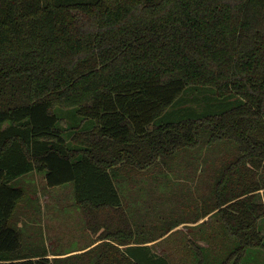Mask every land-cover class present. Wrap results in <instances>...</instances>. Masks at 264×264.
Returning a JSON list of instances; mask_svg holds the SVG:
<instances>
[{"label":"trees","instance_id":"trees-1","mask_svg":"<svg viewBox=\"0 0 264 264\" xmlns=\"http://www.w3.org/2000/svg\"><path fill=\"white\" fill-rule=\"evenodd\" d=\"M191 87L213 88L215 111L174 119L168 109ZM57 108L89 127L66 128ZM242 166L248 183L233 188ZM149 168L166 179L150 208L171 211L139 240L178 227L187 208L188 223L211 217L196 233L203 244L176 240L195 264L214 262L216 232L233 246L221 264L264 252V0H0V264H75L25 240L21 178L72 185L81 208H124L117 177ZM142 256L123 264L174 262Z\"/></svg>","mask_w":264,"mask_h":264},{"label":"crops","instance_id":"crops-1","mask_svg":"<svg viewBox=\"0 0 264 264\" xmlns=\"http://www.w3.org/2000/svg\"><path fill=\"white\" fill-rule=\"evenodd\" d=\"M227 147L229 152H232V156L228 159V164L231 161L235 163L239 152L232 144H228ZM220 164L214 157V189L219 176L218 168H220ZM233 168L231 172L229 171L234 181L232 187H236L234 186L235 183L239 182L240 186L244 188L248 183L244 166H242L240 173L238 169L233 170ZM164 176L163 172L159 174L120 173L116 184L124 208H81L76 202L74 187L72 185L63 186L61 188L68 187L73 193V208H55L52 211L53 216L50 222L38 220L24 224V222L20 221L18 227L19 229H25V240L29 242L34 240L36 242L42 241V252H45L47 254L46 257L51 261L56 260L59 263L71 258H74L75 264H81L80 259L82 264L137 263L139 259L144 258L142 256L143 252H147L152 258H154L153 256H158L171 261L169 249H166L163 254L161 247H158L160 253H157L155 246L162 244L163 241L168 245H175L178 238H186L184 237L185 234L181 233V230L190 224L187 222L189 220H185L187 208H177V212L180 217L182 215L184 223H180L178 227L168 231L167 234L154 241H150L152 239L139 240L140 237L144 238V236H147V231L164 227L166 224L159 217L165 215V213H170L171 208H159V205L157 208H150V199L141 188L132 184V182L148 180L150 177L151 180H162L158 186L162 188L164 187L162 183L166 180ZM127 182H131V195L128 198L124 196L123 191ZM258 194L264 197V189L260 190ZM156 196L154 194V197ZM44 197L47 198V195ZM262 202L264 203V201ZM22 205L20 208H22ZM116 209L118 210L116 211ZM209 218L211 220V217L208 216L195 223L191 221L192 224H195L193 227L194 238L196 233H198V231L196 232L197 227L204 222H208ZM125 222L126 226H124ZM176 232H180L179 236L174 235ZM140 247L145 250L140 252Z\"/></svg>","mask_w":264,"mask_h":264},{"label":"rangeland","instance_id":"rangeland-1","mask_svg":"<svg viewBox=\"0 0 264 264\" xmlns=\"http://www.w3.org/2000/svg\"><path fill=\"white\" fill-rule=\"evenodd\" d=\"M215 91L213 88H187L182 96L177 101V104L168 109V113H172L174 119L179 117H191L194 115L206 114L207 112H214V108L211 107V104L208 98H214ZM237 96H234L231 99V102L237 101ZM56 114L60 119L66 121V128H79L81 130H86L89 127V124L85 123L76 113L75 109H61L57 108L55 110ZM194 113V114H193ZM180 119V118H179ZM61 120V121H62ZM73 130H69L65 133L66 139L69 140L72 136ZM135 170V169H134ZM138 170V169H137ZM131 171L132 173L140 174H151L152 169H146L144 171ZM159 173H162L160 169L157 170ZM155 173V174H159ZM30 177V178H28ZM28 177L21 178L19 180L20 184H17L18 187H23L26 192V197L23 201L22 209L18 215V219L21 218L22 221L25 222H35L41 216L42 221L50 222L53 216L52 211L55 208H73L74 197L71 189L68 187L65 188H55L49 189L45 181L43 179L44 174H32ZM162 181V180H161ZM161 181L159 180H151L150 177L148 180H142L139 182H132L133 185L139 187L143 190L144 194L151 199L152 196L157 195V188L160 185ZM164 184V183H162ZM131 189V182H127L126 186H124V196L129 197ZM47 195V198L44 197ZM159 197V196H158ZM166 200V196L164 197ZM260 201H264V197L259 196ZM167 204L159 205V208H167ZM43 208V209H42ZM24 210V211H23ZM23 212V213H22ZM22 213V215H21ZM208 221H211L210 218ZM195 224L190 223L188 226L182 228L181 233H184V240L194 242L196 245H199V237L196 234L194 238V227ZM219 223L217 217H214V230H219ZM260 228L264 233V219L260 223ZM42 231L43 229L40 228ZM199 230L197 227L196 232ZM204 231H206V226L204 227ZM202 244L204 242H201ZM232 242L225 235H218L214 233V240L211 245L214 250V262L212 264H221L229 255L232 249L230 246ZM161 247V251L164 254L166 249H169L170 255L169 257L172 259L173 264H195L193 254L191 253V249L188 247H184L182 250H175V245H168L164 241L162 244H157L155 246V250L157 253L159 252V248ZM243 264H264V252L261 250H250L243 262Z\"/></svg>","mask_w":264,"mask_h":264}]
</instances>
